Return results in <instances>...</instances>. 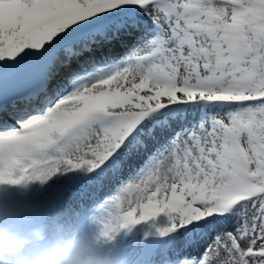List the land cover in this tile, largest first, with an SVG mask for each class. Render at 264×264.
Instances as JSON below:
<instances>
[{
    "label": "snow or ice",
    "instance_id": "1",
    "mask_svg": "<svg viewBox=\"0 0 264 264\" xmlns=\"http://www.w3.org/2000/svg\"><path fill=\"white\" fill-rule=\"evenodd\" d=\"M57 174L150 264H264V0H0V183Z\"/></svg>",
    "mask_w": 264,
    "mask_h": 264
},
{
    "label": "clouds",
    "instance_id": "2",
    "mask_svg": "<svg viewBox=\"0 0 264 264\" xmlns=\"http://www.w3.org/2000/svg\"><path fill=\"white\" fill-rule=\"evenodd\" d=\"M119 233L104 237L100 230L79 231L64 222L24 230L0 223V264H123L100 247Z\"/></svg>",
    "mask_w": 264,
    "mask_h": 264
},
{
    "label": "bare ground",
    "instance_id": "3",
    "mask_svg": "<svg viewBox=\"0 0 264 264\" xmlns=\"http://www.w3.org/2000/svg\"><path fill=\"white\" fill-rule=\"evenodd\" d=\"M142 163V162H138ZM129 173L126 171L124 176L125 179H127V175ZM68 179H66L64 176L57 174L50 179H48L45 182H41L39 180H33L28 182H22L20 184H16V190H15V201L12 205H9L8 209H16L17 215L16 216H7L5 212H0V220L8 222L10 225H17L19 223H24L25 221H33V211L29 212V207H31V210L36 207V203H31L30 201H38L37 199H42L45 203L48 204L50 211L54 216L51 218V222L53 219L61 215L62 217H68V215L71 213L72 207L76 204V201H73L72 205L69 203V201H66L67 194L71 193V187H67L68 182H66ZM116 184H110L107 187H105L101 192L97 193L95 199L97 200H103L105 196H108L109 194H106L108 189L114 187ZM107 190V191H106ZM118 190V186L113 189L111 192L112 195L115 194V192ZM17 191V192H16ZM64 191H67V194H64ZM110 192V191H108ZM6 192H4L0 188V205H3V195ZM55 196V197H54ZM30 203H26V202ZM35 204V205H34ZM77 207V206H76ZM98 215L95 208L92 209L91 212H86V214L79 215V217L76 220L68 219L69 224H67L69 227L75 228L79 231L84 232H91L95 233L100 230V225L96 223L95 217ZM164 217L161 216L157 219V223H163ZM46 224V223H45ZM37 225V223L35 224ZM133 230L136 232V237L134 240L140 241V237H143L142 233H148V235H153L154 230L151 228V222H142L139 225H136L132 227ZM110 244L109 241H103L100 247L104 250H108V245ZM154 239L150 238V243H145L141 249H144L147 245L151 249V245L153 247ZM131 247V246H130ZM133 251L135 252L138 249V245L134 244L133 247H131ZM147 256H145V260H143V264H150V252L147 251ZM148 257V258H146ZM144 259L143 257H141Z\"/></svg>",
    "mask_w": 264,
    "mask_h": 264
},
{
    "label": "rangeland",
    "instance_id": "4",
    "mask_svg": "<svg viewBox=\"0 0 264 264\" xmlns=\"http://www.w3.org/2000/svg\"><path fill=\"white\" fill-rule=\"evenodd\" d=\"M128 175H129V174H128ZM126 177H128V176H126ZM117 186H118V185H115L114 187L108 189V191H110V192H108V191L106 190V191H107L106 194H109V195H108V196H105V198L111 196V195H112L111 192H112L113 189H115ZM37 200H38V201L33 200V201H30V202H31V203H36V204H38L40 201L42 202V199H37ZM97 201H100V200H97ZM30 202L27 201L26 203L28 204V203H30ZM94 204H95V203L91 202V203L89 204L88 208H85L84 211H88V212H90V210H91L92 208H91V209H89V208L92 207V205H93V207H95ZM72 216H73V214H72ZM76 217H77V214H76ZM76 217H75L74 220H76ZM153 237H154V239H155L156 236H153Z\"/></svg>",
    "mask_w": 264,
    "mask_h": 264
}]
</instances>
